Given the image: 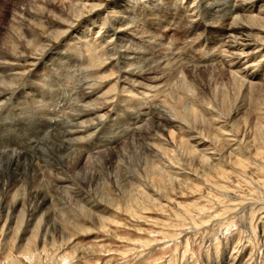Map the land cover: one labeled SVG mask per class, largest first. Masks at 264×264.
<instances>
[{
  "label": "rangeland",
  "instance_id": "1",
  "mask_svg": "<svg viewBox=\"0 0 264 264\" xmlns=\"http://www.w3.org/2000/svg\"><path fill=\"white\" fill-rule=\"evenodd\" d=\"M78 1V5L75 8L69 5L70 0H55L48 6L49 15L44 17L40 13V8L42 7L40 4L43 0H0V48L2 44H9L11 30H13V25L16 23L13 17L16 14L20 17L23 15L24 34L20 38L21 40L19 39L21 44H27V39L31 37L28 39L31 40L34 36L35 40H44L47 33L50 32L49 30L56 28H50L51 26L47 22L55 21L56 24H60L56 29L58 32L69 28L66 35H63L59 39L51 37L47 42V48H50L49 50L52 51V55L64 48L61 43L63 44L69 40V37H75L78 33L85 36L84 40L90 41V39L99 38L98 41H101V43H105L106 41L107 44H111L104 51V53L106 52L105 56L102 55L99 59L108 55L114 56L115 54L118 57L120 53H122L120 56H123L128 48H132L130 44L137 45V47L149 44V40L151 39H149L148 32L147 34L145 32L141 36V33L139 34L137 30L122 34V39L119 40H115L114 37V39L110 38L112 27L115 26L113 22L116 20L114 17L117 14L115 12L117 10L116 5L121 7V3L124 0H118L119 3L117 0ZM92 2L99 6L102 5L97 11L94 10V13H90L89 11V5ZM141 2H146V0H141ZM186 2L188 0H183L182 4L184 5ZM35 3L39 5H35ZM82 4H85V6ZM254 4L256 10H258V5L264 4V0H256ZM35 6L39 9L36 10ZM139 6L135 5L136 8H129L130 19L132 21L137 19V22H135L139 23L138 25H140L139 8L137 9ZM23 9L24 11H22ZM72 9H74V12H71L73 11ZM262 9L263 7H260V10ZM29 11L35 13H30ZM80 12L83 14L81 20V17L76 18L74 16V14ZM185 15L187 14L185 13ZM30 18L36 19L34 23L38 21L37 24H28L31 21ZM101 21L107 24L103 23L101 25ZM174 22L176 21H170L171 26L165 30L164 36L160 40L165 43V47L168 45L169 49L171 48L170 51L177 48V51L173 54L174 56H181L178 60L179 62L184 61L185 55L188 53L193 54L195 58H200L202 53H206L212 47V44L202 39H206L207 37L205 34L201 35L200 30H192L190 35V29L187 32V29L184 30L180 26V23L174 24ZM62 23L63 25H61ZM86 26L88 31L85 30ZM100 27L103 29L101 30ZM97 30L99 31L98 33ZM99 33L101 34L99 35ZM101 35H104L103 39H106L104 42L100 38ZM13 37L15 38L16 36ZM110 39L114 42L111 41V43ZM126 39L128 41H125ZM77 41L80 42L81 40L75 39L73 43ZM71 45L69 44V47ZM78 45H80L81 54H85L86 48H83L81 44ZM105 45L103 44L104 49ZM164 46L162 45L161 47L160 45L159 47L162 49ZM99 47L97 50L101 52V47ZM118 48L121 49L120 52L117 50ZM20 49L27 52L25 53L27 60L25 63L19 61L17 68H20V66L25 67L26 71H33L38 76L48 74L52 66L57 67V73L58 71L60 72L58 65L56 66V63L53 62L54 60H52L50 54L43 60L46 64L47 62L48 64L53 62L47 69L40 64L39 60H42V56L38 55L37 51H34L35 48L33 46L27 44ZM262 49L263 47L256 49L250 57H254L256 54H264V50ZM225 50V47L217 45L208 53L217 56V62H214V64H217L218 67L221 64V58L225 64L231 63L228 61L230 54ZM33 52L36 55H32ZM76 55H73L71 60L84 59V61L88 62L87 66L85 65L86 67H89V63L94 59V55L91 57L90 52L83 58H76ZM126 57L128 59L124 62L122 61V66L125 62L127 64L135 62L136 59L134 57L137 56L127 54ZM246 57L241 61H246L248 59ZM203 58L205 57L203 56ZM77 64V67H79L75 69V72L81 69L78 62ZM214 64L213 66H215ZM244 66L251 67V71H256L260 78L264 79V56H258L255 61H248L241 67ZM184 67L178 66L172 72L169 71V74L166 73L160 81H156L151 86H164L168 88L170 94L179 90H188V94L194 97L198 92V85L197 82L195 84L189 80L191 77L188 74L186 76L187 69H184ZM239 69L235 66H225L224 70L226 74H224V79L211 81L209 87L205 89L204 94L196 96L197 99L203 101L204 105L208 101L212 102L206 104V108L210 109L215 105L216 113L221 117H211L212 121L208 122L206 120L207 117L204 116L206 125L204 126L207 131L211 132L209 137L205 138V144L210 143L212 146L209 145L208 148L215 146L213 148L217 149L215 152L214 149H207L206 151L207 154L213 156V161L211 160V164L207 165L208 168L200 163L198 165L197 154H187L186 146H191V148H196L197 146L193 139L187 141V138H185L187 133H181V130L179 131L178 128L174 127L157 133L156 141L158 143L157 149L159 155L154 157L155 160L153 157L147 155L142 141L136 140L138 128L134 130V133H131L130 130L134 126L147 125L150 121V114L155 112V109L153 110L152 107H149L150 105L145 106L146 104L136 107L140 101H143L141 98L146 92H139L140 89L138 88L136 91L129 92L128 90L131 87L128 83H123L122 80L119 81L120 83L115 84L116 73L113 75L115 71L110 63L106 62L103 68L93 72L101 80L97 88L93 84L92 74L86 76L75 73V79L79 80L78 88L82 91L93 92V98L98 97L103 106L99 113L105 115V124L101 125L100 122L95 124L93 126L94 134L90 133L89 138L83 142L86 148L90 147L94 151L99 149L100 152H95L93 155L91 154L92 156L82 159L75 169L68 172H56L47 166L46 163L43 166H40L41 163L39 165L35 164L33 169L32 167H28L26 173L21 175V179L19 178L12 190L6 192V190L0 189V196H3L2 198L0 197V264H264V92L251 91L250 88H247V84H245L246 86H242L239 83L235 84L232 76L241 77V73L238 72ZM90 73L92 72L90 71ZM111 73L112 75H110ZM56 76L54 81L57 86L51 87L50 90L43 89L47 93H55V105L58 106V108L55 106V111L53 109L46 110L47 106L43 103L46 100L35 102V107L29 105L25 108L23 104H18L20 102L19 99L26 98L29 95L26 86L18 88L16 100H9L8 98L3 103V107L0 105V148L10 149L11 146V142L6 139V136L1 131L3 127L2 123L8 122L9 125H12L13 123L9 122L10 119H18L25 113L33 115L38 111L44 114V117H51L52 113L62 108L64 113L66 111H70L71 113V108H75L77 103L74 101L77 100L76 92L78 95V91H76L75 84L72 83L74 82V78L71 82L68 81L69 87L74 91L67 89L68 91L63 92L60 86L65 80L58 74ZM31 79H33V84L30 86L34 89H40L37 85L38 83L44 84L45 87L43 88L52 85V74L51 77L47 76L45 81L43 79L38 80L39 78L36 77H31ZM242 79L244 78L241 77L240 80ZM131 80L130 84L133 83ZM147 85L149 84L147 83ZM57 87H59V90H55ZM149 87L146 86L145 88ZM23 88L26 92L20 96V90ZM120 95L127 96L128 98L132 96L134 100H137L135 97H138L139 102H137L138 100L136 101V106L124 102L123 104L120 102L123 106L121 104L118 105L115 100ZM185 100L184 97L182 102L185 104L183 105L182 103L181 111L188 114L191 110L188 108L189 103ZM241 102L244 103L241 104ZM6 103L7 105H4ZM53 103L50 107L53 106ZM121 107L124 108V112ZM237 108H239L238 114L236 113ZM146 109L148 114L143 120V113ZM120 113L127 116L124 121H121L123 118H121ZM59 115L63 116V113ZM117 116L120 117L119 121L116 125H113L114 120L118 118ZM196 117L198 120H202L201 114H198ZM3 119H6L5 122H3ZM185 119L191 121L193 118L187 116ZM191 125L192 123H189V126ZM102 133L108 139L111 137V140L120 135V146L116 149L117 153L116 151L114 153L111 151L112 153H110V148L103 146L104 142L101 141L105 139L101 138ZM115 134L116 136H114ZM213 135H216L215 137L218 138L213 139ZM31 142L29 141L28 143ZM18 145H15V147L17 149L21 148ZM220 147H222V150ZM202 148L204 147H197V149ZM229 149L232 150L231 153L228 152ZM257 149L262 151L260 156L255 155V151H258ZM237 151L245 154L247 161H250L247 163L249 166L245 170L243 169V171H240L242 169L233 165L236 159L234 153H238ZM164 153H168L169 156ZM189 160L191 161L190 163ZM169 161L170 163H168ZM174 161H179L181 164L179 162H176L179 163L176 164ZM216 163L224 164L222 169L227 171V178L219 177V175L215 174L213 167L217 165ZM192 164L195 166L193 167ZM196 170L199 173L195 172ZM196 173L198 176L195 177ZM59 176H63V178L70 181L68 182L70 189L72 188L70 193L69 191H64L65 189L62 187L57 190L51 187L50 184L54 182L55 177ZM203 178H206V180ZM35 190L42 191L49 202L44 207L39 208L37 215L31 216L29 213H25V209L34 208L32 205L37 203L36 199L31 196ZM16 197H19V199ZM4 200L10 201L6 203ZM13 200L22 201L14 210H12V207L10 208L13 204L11 202H14ZM4 204L5 209L2 207ZM150 204L152 207L153 205L155 206L153 207L154 209ZM160 205L163 207H159ZM8 207L10 208V212H8L10 214H6ZM3 210L7 211L4 213ZM20 210H23L24 219H22L23 224H21L20 230H16L13 227L15 224L13 220L16 221V216L20 215ZM20 221L19 219V223ZM27 229L30 231L24 234V231H27Z\"/></svg>",
  "mask_w": 264,
  "mask_h": 264
},
{
  "label": "bare ground",
  "instance_id": "2",
  "mask_svg": "<svg viewBox=\"0 0 264 264\" xmlns=\"http://www.w3.org/2000/svg\"><path fill=\"white\" fill-rule=\"evenodd\" d=\"M54 1L55 0H43L42 3L40 2L41 3L40 5L42 6L40 8V13L42 16L45 17V16L49 15L48 6H50L52 4V2H54ZM163 1H161V0H157V1L156 0H146V2H141V0H124L123 3H121L122 4L121 7H118V5H116L117 10L115 12L117 14L114 15L116 20H115V22H113L115 26L112 27V34L110 36L111 39H114V38H115V40L122 39V37H121L122 34H125L128 31H135V30H137V32L139 34L141 33L140 34L141 36H143V34L145 32H146V34L148 32V36L150 37L149 39H151V40H149L150 41L149 44L139 45L138 47H137V45L130 44V46H132V48H131L132 50L130 48H128L125 51V49H124L125 52H124L123 56H120V54H122V53H120L118 57H117V54H115L114 56L108 55L104 58L101 57V59H99L100 56H102V55L105 56L106 52L104 53V51H106V49H108V47L111 44H107L106 41H105V43H101V41H98L99 38L98 39H90V41L84 40L85 36L82 35L81 33H78L75 37H69V40L65 41L63 44L61 43V45L64 46V48L58 50L56 53H53V55H52V51L49 50L50 48H47V45H48L47 42L49 41V39L51 37L52 38L55 37V39H59L63 35H66L68 32L67 30L69 28L67 30L64 29V31L58 32L56 29L58 28V26H60V24H56L55 21L47 22V24H49V26H51L50 28H54V27H56V28H54V30H52V29L49 30L50 32L47 33L44 40H41V39L35 40V36H34V38L31 40H28L29 38H31V37H29L27 39L28 43L26 42L27 44H29V45L33 46V48H35L34 51H37L38 55L40 54L42 56V58H41L42 60H39L42 67H45L48 69V66L50 67V65L53 62L56 63V66L58 65V67H59L58 70H60V72L58 71V73H57V70H56L57 67L54 66L55 67L54 68L52 66L49 69V73L45 74L44 76L43 75L38 76L37 74L33 73V71H26L24 69L25 67L20 66V68H17L18 67L17 63H19V61H23V63H25V61L27 60V56H25V53H27V52L21 51V49H20L27 44H21L19 41V39L24 34L23 21H22L23 15L21 13H19L22 15V17L17 16V14H16V16L13 17V20H15L16 23L13 25V30H11L12 33H11V36L9 37V44L8 43L2 44V46L0 48V105H1V107H3L2 106L3 103H5L8 98H9V100L10 99L16 100L18 88L26 86L27 93L29 94L28 95L29 97L27 96L26 98L24 97V98L19 99L20 102L18 104H20V105L23 104V107H25V108H27L29 105L32 107H35L36 106L35 102H37V101L43 102L44 100H46L43 102L47 106L46 110H50V109L52 110L53 109V111H55L54 110V108L56 106L55 105V97H56L55 93H53V94L47 93L43 89L50 90L51 87L57 86L56 82L54 81V78L57 74L62 76L63 79L65 80L64 83H62L60 86V89H62L63 92L66 91L67 89H69V91L72 90L69 87L68 81L71 82L72 79L74 78V80H73L74 82H72V83L75 84V87L77 88L76 91H78V95L76 92L77 100L74 102H76L77 104H76L75 108H73V107L71 108V110H72L71 113H70V111L69 112L66 111V113H64V111L62 110L63 108H62V109L52 113L51 117H47V116L44 117L43 116L44 114H41L40 112L35 110V111H37L36 114L31 115V114L25 113L24 115H22L18 119H16V118H15V120L10 119L11 121L9 120V122L13 123L12 125H9L8 122L7 123L5 122L6 119L5 120L3 119L4 120L3 122H5V123H2L3 127L1 129V131L6 136V139L11 142V146H10V149L0 148V189H4V190H6V192H9L10 190H12L15 187V185L18 182L21 175L26 173V171L28 170V167H32V169H33L35 164L39 165V163H41L40 166H43L46 163L47 166L51 167L56 172H61V171H64V172L67 171L68 172L69 170L75 169L79 165V163L82 161V159L88 158L89 156H92L93 153H95V152L97 153L99 151V149L94 151L89 146H88L89 148H86L83 145V142L89 138L90 133L94 134L95 131L93 130V126L95 124H97L98 122H100L101 125L105 124V120H104L105 115H102L99 113L100 109H102L103 106L101 105V100L98 99V97L93 98V96H94L93 92L85 91V90L82 91L78 88L79 87L78 86L79 80L78 79L76 80L75 79L76 76H74V75H75V73L84 74L86 76L92 74V80H94L93 84L97 88L98 84L101 80H100V78H98L96 76V73H93V72L95 70L103 68V66L106 62L110 63V65L114 68L115 72H113V71L112 72H113V75L116 73L115 84H117L120 80H122L123 83H128L129 86L131 88H133V89L129 88V90L127 89L129 92L133 91V90L136 91L137 88L140 89L139 92H146V94L144 93V95H142L141 99L143 101H140V103H138V104L136 103L137 100H138L137 102H139L138 97L137 98L135 97V99H137V100H134V98L132 96L128 98L127 96L120 95L118 97V99L116 98V100H115L118 103V105L121 103L123 104V102L128 103V104L131 103L132 106L133 105L136 106V104H137L136 107H140V106H143V104L144 105L146 104L145 106L150 105L149 107H152L153 110L155 109V112L150 114L151 117H150V121L147 123L148 126L147 125H145V126H139L138 125L139 127L134 126L132 128V130H130L131 133H134V130L138 128V130H137L138 134L136 135V140L142 141L147 155H149L153 158L157 157L159 155L158 149H157L158 143L156 141L157 133H159L161 131H165V130H167V128L174 127V128H178L179 131L181 130V133H184V132L187 133L185 136V138H187V141L189 139H193L195 142V145L197 147L198 146L204 147L202 149H197V147L191 148V146L190 147L186 146L185 149H186V151H188L187 154H189V155L197 154V157L199 160L198 165L200 163L204 167L208 168L207 165L211 164L210 161L211 160L213 161V156L211 154H207L206 151H207V149H214V152H215V151H217V149L213 148L215 146L208 148L209 145H211L210 143L205 144L206 141H204V140H205V138L209 137V134H211V132L207 131V129L205 128L206 125H205L204 116L207 117L206 120H208V122L210 120L212 121L211 117H217V118H221V117L218 115V113H216L215 105L213 106V108L212 107L210 109L206 108L207 107L206 104L212 103V102L208 101L204 105L203 101L201 99H197L196 96L198 94L203 95L205 89L207 87H209L211 81H213V80H215V81L219 80L220 81V80L224 79L223 78L224 74H226L225 70H224L225 66H227V67L235 66L237 68H240L238 72L241 73V75H242L241 77L244 79L240 80L241 77L238 78L236 75H233L232 78H233V82H235V84L239 83L242 86L247 84V88H250L251 91L264 92V79L260 78V76L258 75V73L256 71H253V70L251 71V69H250L251 67H246V66L241 67L242 65L246 64L248 61H251V62L255 61L258 56H264V54H262V55L256 54V56L250 57V56H252V54H254L256 49L263 47L262 50H264V4H259L258 10H256V8L254 6L255 5L254 1H256V0H188V2H186V4H184V5L182 4L183 0H165V2H163ZM189 1H191V3H189ZM77 2H79V1L78 0H70L69 5L70 6L72 5V7L76 8V6L78 5ZM84 2H88V0H84ZM117 2L119 3L118 0H117ZM35 5H39V4L35 3ZM82 5L85 6V4H82ZM135 5H137V6L140 5L139 7H137V9L139 8V11H138L139 15L138 16L140 17V19H139L140 25H138L139 23L138 24L136 23L137 19L135 20L136 22L132 21L130 19L131 16L129 15V12H130L129 8H132V7L136 8ZM89 6H90V10H89L90 13L91 12L94 13L93 11L94 10L97 11V9L102 5L99 6L98 4L92 2ZM260 7H263V9L260 10ZM34 8H36V6ZM37 9H39V8H36V10ZM72 10L73 11H71V12H74V9H72ZM22 11H24V9ZM173 11H174V13H173ZM175 11H177V12H175ZM30 13H35V12H30ZM185 13L187 15H185ZM202 14H203L204 18L202 16ZM67 15H69V14H67ZM82 15L83 14L81 12L74 14V16L76 18L81 17L80 20L82 19ZM69 16H71V15H69ZM209 17H210V19H209ZM60 18H61V16H60ZM35 20L36 19L32 18L31 21L28 22V24L33 25ZM102 20H103V18H102ZM171 20L176 21V22H174V24L180 23V26L184 30L187 29V32L190 29L189 34L191 33L192 30L193 31L197 30V29L200 30L201 35L205 34L207 37L206 39H204V38H202V39L204 41H207V43L212 44V47L209 48L206 53H202L200 58H195L193 54L188 53L185 55L186 56L185 60L179 62L178 60L181 58V56H174V54H173L174 52L177 51L176 50L177 48H175L173 51H170L171 48L169 49L168 45L165 47L164 46L165 43L161 42V40H160L164 36L165 30L171 26L170 25ZM37 22H35L34 25L37 24ZM63 23H64V21H63ZM63 23L61 25H63ZM100 23H101V25L103 23L105 25L107 24L106 22H102V21ZM67 26H68V24H67ZM28 28L30 29L29 26H28ZM102 29L103 28H101V30ZM85 30L88 31L87 26H86ZM144 30H147V31H144ZM25 32H26V30H25ZM98 32L99 31L97 30V33ZM100 34L101 33H99V35ZM13 36H16V37L14 38ZM103 37H104V35L100 36V38H102V41L104 42V40H106V39H103ZM155 37H156V39H154ZM75 39L76 40L80 39L81 41L80 42L77 41L76 43H73V41H75ZM111 39H110V42L113 41ZM36 41H38V42H36ZM70 41H72V43H70ZM125 41H128V39H126ZM34 42H36V43H34ZM192 42H194V41L192 40ZM195 42H197V41H195ZM69 44H72L71 47H69ZM77 44H81L83 48H86L85 54H81L82 51L79 47L80 45L77 46ZM94 44H98V45L94 46ZM103 44L107 45V47L105 45V49H104ZM127 45L129 46V44H127ZM160 45H161V47H162V45L164 47L161 49L159 47ZM217 45L221 46V47L222 46L225 47V49H226L225 51L228 54H230V57H229L230 59L228 61L233 63V64L229 63L230 65L228 64L229 65L228 66L227 64H225V62H223L221 60L222 58L220 59V63H221L220 67H218L217 64L216 65L214 64V62H217L216 61L218 59L217 56L212 55V54H208V53H210V50L215 48ZM98 46L101 47V52H100V50H97ZM115 47H117V46H115ZM143 47H144V49H143ZM117 50L120 52L121 49L118 48ZM88 52H90L91 57L94 55V59H92V61L89 63L90 65H88L89 67H86L88 62L84 61V59L74 60L75 62L72 61L73 59L71 60L73 55L77 54L76 58H83V57H85V55ZM113 52H115V51H113ZM33 53H32V55H36V53H34V54ZM125 53H127L129 55L137 56V57H134L136 59V61L135 62L131 61L132 62L131 64L130 63L127 64L125 62V64H123V66H122V61L123 62L126 61L129 57V56L126 57L127 54L125 55ZM49 54H50V57L52 56V60H54V61L52 63L50 62V64H48V62H47V64H46L43 60ZM203 56L205 58H203ZM246 56H249V57H246ZM244 57H246L248 59L246 61H244V60L241 61L242 59H244ZM137 59H138V61H137ZM76 61L79 63V65L81 67L80 71L78 69V72H75L76 71L75 69L79 67V66L77 67L78 64ZM114 61H117L116 62L117 64L113 63ZM75 63H76V65H74ZM213 64L215 66H213ZM252 64H254V63H252ZM178 66L179 67L185 66L184 69L186 68L187 69L186 71L188 72L187 73L185 71L186 76L188 74V76L191 77L189 79L190 81L194 82L195 84L197 82L198 92L195 94L194 97L192 95L188 94V90H182V91L179 90L177 92L170 94L168 91V88H165L164 86L163 87H158L157 85L151 86L153 83H156V81H158V80L160 81L166 73H168L169 71L172 72V70H175V68ZM188 67H190V68H188ZM90 71L92 73H90ZM51 74H52V85L51 86H46V88H43V87H45V85L42 83H38L37 85L40 88L39 90L36 88L34 89V88H32V86H30L33 84V82H32L33 79H31V77H36V78H39L38 80L43 79L45 81L47 76L51 77ZM78 74H77V78H78ZM110 75H112V73ZM184 78H186V77H184ZM59 80H61V79H59ZM130 80L133 83L130 84ZM147 83L149 85H147ZM70 85H71V83H70ZM116 86H118V85H116ZM146 86H150V87L145 88ZM55 90H59V87L55 88ZM72 91H74V90H72ZM24 92H26V90L24 88L21 89L20 90V96ZM24 96H25V94H24ZM184 97L187 100V102L189 103V104L187 103L188 108L191 110L190 113L188 112V114H185L184 112L181 111V106L183 103L182 99H184ZM38 98H40V99L38 100ZM105 98H107V97H105ZM144 100H146V101H144ZM52 103H53L54 107L53 106L50 107V105ZM242 103H244V102H241V104ZM184 104L185 103H183V105ZM213 104H214V102H213ZM4 105H7V103ZM10 105H11V103H10ZM6 108H7V106H6ZM56 108H58V106H56ZM239 108L236 109L237 114H238ZM122 109H123L122 111L124 112L125 111L124 108H122ZM144 109H145V107H144ZM228 109H230V108H228ZM230 111H231V109H230ZM9 112H11V111H9ZM116 112L118 113L117 110H116ZM61 113H63V116L59 115ZM120 114H121L120 115L121 118H123V120H121V121H124L127 116H125L123 113H120ZM147 114L148 113H147V109H146V111L143 113V117H142L143 120L147 117ZM198 114L202 115V120L197 119L196 116H198ZM138 115H139V113H138ZM187 116H190L193 119L191 121L186 120L185 117H187ZM119 118L120 117H118L116 119L114 118L115 120H114L113 125L114 124L116 125L118 123ZM109 120H112V119H109ZM146 121H147V119H146ZM189 123H192V125L189 126ZM127 128H128V126H127ZM114 136H116V134ZM215 136L213 139L218 138ZM104 137H105V135L103 134L101 136V138L103 140L105 139L104 141H101V142H104L103 146H108V148H110V150H109L110 153H112L111 151H113V153L116 151V153H117L116 149L118 148V146H120L119 145L120 138H121L120 135L115 137V138L112 137L113 138L112 140L110 139L111 137L109 139H108V137L107 138L106 137L104 138ZM29 141H32V142L28 143ZM217 143H219V142H217ZM17 144H19L21 146V148L17 149L15 147V145H17ZM226 144H228V143H226ZM23 145H25V146H23ZM101 147H102V145H101ZM187 147H189V148H187ZM221 148L222 147H220V149ZM231 151L232 150L229 149L228 152L231 153ZM261 154H262V151H259V150L255 151L256 156H260ZM165 155L169 156L168 153ZM234 155H235L236 159L234 160V162L232 161L233 165H236L237 167L242 169L240 171H243V169L245 170L249 166L247 163L250 162V161H247V158H246L247 156L245 157V154L241 153V151L238 153H234ZM149 156H148V159H149ZM192 157H194V156H192ZM154 160H155V158H154ZM164 162H166V161H164ZM174 162L176 163L179 161H174ZM190 162L191 161L189 160V163ZM168 163H170V161ZM179 163H176V164H179ZM221 163H218V164L216 163L217 165L213 167L215 170V174L219 175V177H226L227 171L222 169V166L224 164L221 165ZM183 164H184V162H183ZM186 165H187V163H186ZM194 166L195 165H193V167ZM191 168H192V166H191ZM224 168H226V167H224ZM39 169H41V168H39ZM197 171L198 170H196L195 172H197ZM197 173H199V172H197ZM197 173H196L195 177L198 176ZM22 177H24V176H22ZM195 177H192V178H195ZM200 177H199V179H200ZM203 179L206 180V178H203ZM203 179H202V182H203ZM165 180H163V181H165ZM184 181H186V180H184ZM68 182H70L68 179L63 178V176L62 177L59 176V177H55L54 182L50 185H51V187H53L54 190H57L58 188L60 189V187H62L65 189L64 191H69V193H70V190L72 191V188L70 189ZM160 182L162 183V181H160ZM160 182H159V184H160ZM165 183H164V185H165ZM75 184H77V183H75ZM20 187H21V185H20ZM176 188H177V186H176ZM74 189H75V187H74ZM195 190H197V189H195ZM14 191H15V189H14ZM187 192H189V191H187ZM73 193H74V191H73ZM11 195H13V194H11ZM22 195H24V194H22ZM31 196H33V198L36 199L37 203L36 204L34 203V205H32V206H34V208L25 209L26 210L25 213L27 212V213H29V215L35 216V215H37L39 208L44 207L47 204V202H49V201H48V198L40 190H35V192H33ZM8 197H9V195H8ZM19 197L18 198L16 197V198L19 199ZM164 197H167V196H164ZM23 198H26V197H23ZM29 198H30V196H29ZM4 201H6V200H4ZM13 201L14 202H11V204L12 203L13 204L10 206V208L12 207V210L16 209L17 205L21 204V202H22V201L20 202V201H15V200H13ZM8 202L6 201V203H8ZM5 204L2 206L3 208L5 207ZM139 205H142V204H139ZM144 206H145V204H144ZM151 207H152V205H151ZM153 207H155V206L153 205ZM159 207L162 208L163 206L160 205ZM10 208L8 207V211L6 210L7 212L5 210H3L4 213L6 212V214H7L8 212H10L9 211ZM40 211H41V209H40ZM21 212H20V215H17V216L15 215L16 221L13 220V222H15L13 227L16 230H20L19 228L21 227V224H23L22 223L23 222L22 219H24L23 210ZM8 214H10V213H8ZM13 214H15V213H13ZM19 219L21 220L20 223H19ZM28 228H29V226H28ZM10 230H12V229L10 228ZM29 231L30 230L27 229V231H24V234L28 233Z\"/></svg>",
  "mask_w": 264,
  "mask_h": 264
}]
</instances>
